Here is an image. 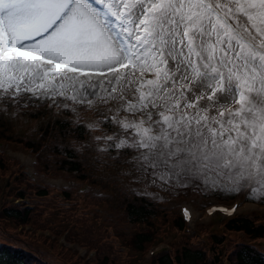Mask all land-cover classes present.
Returning a JSON list of instances; mask_svg holds the SVG:
<instances>
[{
  "label": "snow or ice",
  "instance_id": "1",
  "mask_svg": "<svg viewBox=\"0 0 264 264\" xmlns=\"http://www.w3.org/2000/svg\"><path fill=\"white\" fill-rule=\"evenodd\" d=\"M124 69L138 93L124 110L141 115L113 116L125 135L98 151L129 175L264 187V0H0V96L69 82L91 105Z\"/></svg>",
  "mask_w": 264,
  "mask_h": 264
},
{
  "label": "rangeland",
  "instance_id": "2",
  "mask_svg": "<svg viewBox=\"0 0 264 264\" xmlns=\"http://www.w3.org/2000/svg\"><path fill=\"white\" fill-rule=\"evenodd\" d=\"M123 71L125 73V77L122 78V81L120 83H116L113 78L112 83L109 84L106 82L104 88H98L96 92H92L91 90L89 91L87 99L92 100L91 105H89L87 102H73L70 98H68L74 93V88H78L79 86L78 83L76 85H72L69 82H65V88L63 89L66 94L65 97H60L57 95L43 101V98H35L29 93L21 94L15 99L11 98L10 96H0L1 101H13L18 105L16 107L24 112L22 113V115H19L16 118H9L7 116L0 117V121H3L7 125L8 123H11L14 131H18L25 135H28V133H30L36 126L40 125L41 127H43V121L47 119V116L55 115L57 113L61 114L60 112H63L62 108L67 106L70 109L69 113L70 115H73L74 120L76 118V120L85 121L84 118L90 116V114L92 117H98L101 121H99L100 126L103 128V130H106L105 137L108 136V131L110 132L109 136L113 135L114 133L116 134L117 138L124 136L125 133L123 129H121L119 125L113 123L112 119H107L110 124H106V120H102L106 116V114H109L108 111L121 113L120 118L127 117L129 120L140 118V113L132 114L130 112H127L124 110V106L119 104L120 98L124 97L126 94L131 93L132 91V88H130V84L127 82V80L133 70L124 69ZM113 86H115L117 89L115 93L111 92ZM38 106L42 109V111L38 112L39 114H33L30 112L31 110L36 109V107ZM4 108L5 106L0 104V110H4ZM70 115L68 116L72 117ZM112 116H116V113H114ZM87 120L90 124L97 123L98 121L93 120L91 117L89 119L87 117ZM3 133L5 134V136L0 135V155L3 156L4 159L9 163L13 158L19 159L20 162L22 161L26 163L34 178H36L34 179L32 177V174L27 170L30 178H28L27 173L25 172L23 173L24 177L23 175L22 177H20V174H18V179H14L13 181L14 185L19 186L21 183L27 185L28 180V185L30 186V188H33L31 192L32 196L30 195L31 202L34 205L35 202H39L40 204L38 208L35 209L33 215V219L35 220V222H44L53 210L60 209L61 211L65 212L66 216H71L70 222L72 223L73 231L74 233H78L79 235V231L81 229V220L76 219V221H74L73 216L70 213L72 212V210L76 209V205L90 206L94 210V214H100V218L103 219L105 223L104 227H106V234L107 232H109V234L114 237L116 247L118 251L122 253L121 262L127 260V264H141L140 258H142V264H149V259L154 253H156L159 248H161V245L165 244L166 247H169L170 241L174 242L176 239L183 237L184 234L180 230H172V232L167 234L163 233L164 235H162V232L164 231L158 230L159 237H163V239H159L158 237L153 241L149 240L147 243L150 245L148 250L147 248L139 249L134 245H130V242L128 241L130 239L127 240L126 238L129 235L125 232H127L128 230H134L135 228L138 229L140 228V226L145 225L143 220H149L147 218L138 220L130 218L127 213L128 211H126L127 209H125V199L127 196H132L130 193L136 196V194H140L141 192V194H143L145 197H148L146 196V194H149L153 197L162 198L165 202L162 204L159 202V205L170 207L169 210L173 211L174 209H178V207L181 206L184 198L192 200L195 204V214L191 221L192 227H190L188 231L187 229H185V231L186 233L188 232L190 234V239L192 241H196L199 239L202 240L206 244V246H210L212 251L213 248L215 250H220V258L222 264H232L230 259L228 258V255L231 251V248L234 246V241L249 239L243 231L234 229H229L227 231L225 227L220 226L222 225L221 223H218L217 225L213 224L211 218L204 214V204L219 200L216 196H220L226 201L230 202V200L234 198L233 196H236L240 193L244 194V197L240 195L243 198H254L260 201H264V187H261L254 182L247 183L246 185H241L240 190L236 191L233 189L232 185H227L225 187H213L205 184L202 180L200 181L199 185L186 182L182 186L180 183H173L172 181H161L159 178H144L138 173L129 175L128 173L132 169V166L124 162L127 159L126 157L113 159V157L116 156V151H111L110 153L98 151L99 148L96 147L97 145L103 148L108 143H110L109 141L104 139V137L101 138L99 134H97V137H100L101 139H99L98 141L96 139V145H94V143L88 138L89 134H86V137L84 136L79 139L70 137V141L75 145L76 152L81 159L82 166L84 167L83 172L85 171L84 174H87L85 178L78 177V173L80 171H76L75 169H73V171L63 168L62 166H57L54 159L50 160V165L52 167H57L56 169H54L58 170V173L54 176H48L47 174L38 172V170L34 166L33 152L19 141L10 138L13 137L11 128H8V130H3ZM35 133L38 135L39 131H35ZM89 145L90 147H88ZM6 155H9L10 158L6 159ZM94 166L98 168H105L102 172L107 176L97 177L95 180V178H93V175H96L95 173L92 174V168ZM7 171V168H0V183H2L0 188V201L6 200V197L9 195L7 194L8 190L6 185L3 183ZM124 171H126V174ZM49 174H53V170ZM12 175L13 174L11 173L10 176ZM122 175L123 177H121ZM90 179L93 180V189L107 190L108 192L106 194L99 195V197H94L84 192H72L71 196L75 198L73 201L68 202L67 204H64V198H61L59 200L61 201L58 202L59 204H56L55 200L53 201V204L47 202L49 197L56 199L55 195L52 194V192H54L55 186H57L58 184L71 185L72 189L77 190V187L85 184V182L86 185H88V181H90ZM153 180H155V182H153ZM46 181L50 182V185H48L50 192L46 196H44L39 193V189L41 186H43L41 183H45ZM124 182L127 186H124ZM221 184H226V182H221ZM12 190H14V188ZM189 191H196V194L190 193ZM63 205L69 206L64 207ZM242 207L243 205L241 204L238 206V208ZM94 214L89 212L90 216H96ZM160 217L162 218L163 215L159 214L154 217L155 225L162 224V222L160 221ZM92 221L98 226L96 227L97 230L102 231L105 234V231L101 229V226L95 220ZM2 224L6 225L7 228L12 229L13 231H17L20 234L18 235V237H22V239L24 240L28 237L36 238L43 236V233L40 231L41 229H35L25 226V228L22 229V225L25 224L20 223L19 225H14L10 223V221L2 218V216L0 215V237L2 238H5L4 236H10V230L1 229ZM212 227H215L218 230L211 229ZM158 228L162 229V226ZM65 232L67 233V230H65ZM216 234L220 235L221 238V242L219 244L211 237V235L215 237ZM61 238H64L65 243H72L67 234L65 236L62 235ZM13 239L21 243L19 238ZM255 239L252 240H255L258 246L264 249V238ZM75 247L78 253L88 261L93 262L98 257V251L94 247H88L85 244L81 243H77ZM153 248L154 252H151Z\"/></svg>",
  "mask_w": 264,
  "mask_h": 264
},
{
  "label": "trees",
  "instance_id": "3",
  "mask_svg": "<svg viewBox=\"0 0 264 264\" xmlns=\"http://www.w3.org/2000/svg\"><path fill=\"white\" fill-rule=\"evenodd\" d=\"M45 100L46 99L43 101ZM68 110L69 109L66 108V112H68ZM39 111H42V109L38 106L35 110H31L30 112L39 114ZM46 118L47 119L43 121L44 126L41 127L38 137L37 135H32L25 138V136L21 137L16 135L10 127V124L8 123L7 125L3 121H0V133L3 135V130L11 128L12 136L15 140L21 141L26 146L36 150L38 153V166L42 171L50 173L52 170H55L57 167H52L50 165V160L54 159L57 166H62L69 170L75 169L76 171H80L78 177L85 178L87 174H84L85 171L83 172L84 167L81 164V159L76 152L75 145L70 141V137L79 139L86 136L85 125L63 113L49 115ZM46 136L47 139L45 140ZM9 158L10 157L6 155V159ZM0 168H7V173L15 175V179H18V174L22 177L23 173L26 171L25 167L18 161L12 159L9 163L1 155ZM94 168L95 166L92 168V174H94ZM28 183L27 180V185L21 183L23 186H16L17 195L25 196V193H28L32 196L31 192L33 188H30ZM49 192L50 189L48 185H43L39 189V193L44 196ZM72 192L81 193L66 187H61V189L55 187L52 194L55 195L56 199L49 197L47 202L53 204L55 200L57 204L61 202L59 201L61 198H64L63 202L67 204L75 198L71 196ZM8 193H10V190L7 194ZM130 194L132 196H127L125 199V209H127L126 211H128L127 213L130 218L135 220L149 219L143 220L145 223L144 226L125 232L129 235L126 238L127 240L130 239L128 240L130 245H134L139 249H145L148 246L147 243L149 240L153 241L159 237V231H164L162 235H164L163 233H170L172 230H180L184 233L183 237L176 239L174 242L170 241L169 247L159 248L149 259V264H222L220 250H215L213 248L212 251L210 246H206L202 240L198 239L192 241L190 239V234L185 231L186 222L179 211L175 209L174 211L169 210L170 207L161 206L159 203L151 198L145 197L143 194H136V196L132 193ZM0 203L2 205L0 207V215L2 218L10 221V223L14 225H19L20 223L26 224L29 222L32 224L33 228L41 229L43 233L41 237H28L24 240L22 237H18L20 234L17 231H13L2 224L1 229L10 230V236H4V240L0 242V264H127V260L121 262L122 253L118 251L114 242V237L111 236L109 232L106 234V227H104L105 223L103 219L100 218V214H94V210L90 206L76 205V209L72 210L70 213L74 221H76V219L81 220V229L78 235V233L76 234L73 231V226L70 222L71 216H66L65 212L60 209L53 210L44 222L36 223L33 219V215L35 209L40 205L39 202H35V205L27 202L17 203L13 198H11V200L6 198V200ZM63 206L66 207L69 205ZM89 212L96 216H90ZM255 212L256 213L242 212L233 214L225 220L223 225H220L221 227H225L227 231L229 229L243 231L248 239H250L249 242H233L234 246L231 248L228 255L232 264H264V249L259 247L255 241V238H264V222L259 219V212ZM159 214L163 215L162 218L160 217L162 224L155 225L154 217ZM92 220H95L101 226L105 234L97 230L96 227L98 226ZM161 226L162 229L158 228ZM46 227L50 228L52 232L67 230V236L71 240L85 244L88 247L96 248L98 257L93 262L88 261L78 253L74 246L67 245L59 241L56 237L45 234L44 228ZM24 228L23 225L22 229ZM211 229L216 228L212 227ZM211 237L218 244L221 242L220 235L216 234L215 237L211 235ZM13 238H19L21 243L15 241ZM159 239H163V237H159ZM252 239L255 240L253 241ZM140 261L142 264V258H140Z\"/></svg>",
  "mask_w": 264,
  "mask_h": 264
}]
</instances>
